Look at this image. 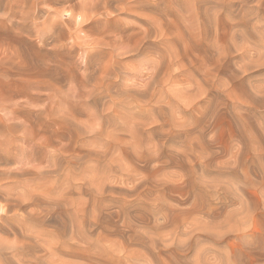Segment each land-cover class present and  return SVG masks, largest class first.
Here are the masks:
<instances>
[{"label": "rangeland", "instance_id": "374dc122", "mask_svg": "<svg viewBox=\"0 0 264 264\" xmlns=\"http://www.w3.org/2000/svg\"><path fill=\"white\" fill-rule=\"evenodd\" d=\"M19 77L0 264H264V0H0Z\"/></svg>", "mask_w": 264, "mask_h": 264}, {"label": "bare ground", "instance_id": "6f19581e", "mask_svg": "<svg viewBox=\"0 0 264 264\" xmlns=\"http://www.w3.org/2000/svg\"><path fill=\"white\" fill-rule=\"evenodd\" d=\"M89 59H90V56H89ZM17 74L19 76H22V75H24V72L19 69L17 71ZM16 80L17 81H15V80H11V81L10 80H0V81H2L1 83H3V84L15 85L16 88H18V87H22L23 88L24 87V79L21 78V77H19V79H16ZM27 83H30V80H28ZM42 84H44V83H42ZM46 85H48V83H46ZM8 87H10V86H8ZM12 90L13 89L10 88V92L9 93H5L6 94V97H9V96L12 95V93H13ZM7 250L8 251H11V252H16V251L21 252L22 253V257H23L22 258V261H23V259H27V260L33 261V262H34V260H36V257L34 256V247L33 246H27V245H22V244L17 245V246H14L13 243H8V242H5V241L3 242L0 239V255L3 254V256H4V253ZM5 258L3 257V260L6 261V263H7L8 262V257H5ZM41 260H43V259H41Z\"/></svg>", "mask_w": 264, "mask_h": 264}]
</instances>
